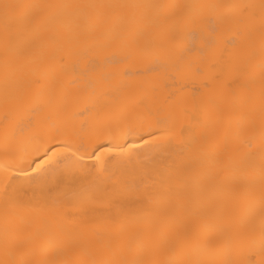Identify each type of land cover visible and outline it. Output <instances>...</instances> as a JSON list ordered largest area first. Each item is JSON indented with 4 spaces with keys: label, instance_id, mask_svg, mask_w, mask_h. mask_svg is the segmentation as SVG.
I'll use <instances>...</instances> for the list:
<instances>
[{
    "label": "bare ground",
    "instance_id": "obj_1",
    "mask_svg": "<svg viewBox=\"0 0 264 264\" xmlns=\"http://www.w3.org/2000/svg\"><path fill=\"white\" fill-rule=\"evenodd\" d=\"M0 264H264V0H0Z\"/></svg>",
    "mask_w": 264,
    "mask_h": 264
}]
</instances>
